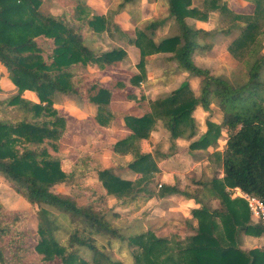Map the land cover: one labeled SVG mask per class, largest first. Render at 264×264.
<instances>
[{
    "label": "trees",
    "instance_id": "1",
    "mask_svg": "<svg viewBox=\"0 0 264 264\" xmlns=\"http://www.w3.org/2000/svg\"><path fill=\"white\" fill-rule=\"evenodd\" d=\"M137 1L121 0L105 14L90 17L84 1L75 0L71 16L79 27L75 29L65 23L64 15L43 12V0H0V65L17 89L0 99V176L37 207L34 251L40 264H125L107 250L114 239L131 248L133 264H264V245L240 247L243 235L260 236L264 228L252 221L246 201L232 197L229 190L238 188L264 200V0H246L254 6L251 14L236 13L229 0H199L197 4L193 0H165L167 15L174 18L175 26L169 36L159 40L154 39L155 30L163 18L138 24L133 37L115 20ZM211 11L219 14L217 28H198L185 20L192 17L206 21ZM233 30L237 35L227 49L232 57L248 65V77L241 83L215 75L193 60L194 52L210 51ZM102 32L115 39L122 36L139 48V72L126 83L112 80L103 84L96 78L86 81L77 74L78 69L89 65L97 69L116 67L127 58L121 46L100 51L93 44ZM38 39L50 40L51 46L39 44ZM157 52H170L182 69L198 79V88H192L186 78L166 96L146 100L141 94L137 100L140 104L142 101L144 113L125 114L129 133L105 144L120 157L131 156L118 164V169H132L137 177L124 179L121 171L104 168L98 171V179L106 195H113L122 206H131L132 211L138 209V201L172 193L193 198L199 207L191 210V218L180 220L182 231L160 235L146 227L124 235L112 221L118 213L111 212L109 218L104 209L77 205L69 195L54 191L55 185L67 184L81 174L65 172L60 166L61 139L71 132L73 117L54 103L62 95L76 96L96 106L97 125L111 126L116 121L109 107L114 90L136 98L126 85L141 87L145 57ZM25 90L33 91L38 100L25 97ZM211 104L221 111L220 123L210 119ZM198 106L208 112L207 129L189 144V150L213 146L212 152H204V159L206 167L215 173L211 177L189 176L196 186L193 190L167 183H159L155 189L160 169L148 150L150 130L160 120L171 140H189L197 133L193 111ZM220 141L224 142L222 150L217 149ZM201 153L194 155L201 157ZM218 171L223 173L221 177ZM210 199H217L218 205L211 207ZM2 212L5 216L0 217V237L6 236L8 241L0 245V264H18V254L28 250L21 242L27 234L20 230L26 213L8 211L0 203ZM58 215L71 222L68 228L63 227L65 241L58 236ZM98 239L105 243L98 246Z\"/></svg>",
    "mask_w": 264,
    "mask_h": 264
},
{
    "label": "rangeland",
    "instance_id": "2",
    "mask_svg": "<svg viewBox=\"0 0 264 264\" xmlns=\"http://www.w3.org/2000/svg\"><path fill=\"white\" fill-rule=\"evenodd\" d=\"M74 1L75 0H43L40 9L43 12H48L57 16L64 15L65 23L70 27L78 29L79 28L78 25L71 20L72 18L71 16L73 12L72 7L75 4ZM83 1L89 8V16L91 17L92 15L105 14L108 9H114L121 0H103V3L107 6V10L104 13L98 11L97 8L93 7V5L90 3L89 0H83ZM198 1L199 0H193L194 4H197ZM141 5H142L141 0H138L135 4L127 6L123 10L129 16L128 20L131 23V26H133L130 27L134 28L133 31L129 29L125 30L132 37L135 35L134 33L137 25L143 22L142 20H140L141 17L143 16V14L141 15ZM233 7H234L233 10L234 11L236 10L235 11L236 13H244V14H251L254 8L253 4L246 0H242L241 2H239V4L238 3L233 4ZM212 12H216V11H211L209 13V16L211 15ZM214 15L215 16H213V20L215 22L213 23V26H215L214 28H217L219 26V20H218L219 14L218 12H216ZM261 22H262L261 26L263 29V35L261 36H262V43L264 45V20H261ZM80 31L82 35L85 33L82 29H80ZM236 35H237V31L233 30L227 36H225L221 42L217 43L210 51L203 54L194 52V56H193L194 62L198 66L206 67L210 69V71L213 74L221 75L225 78H228L230 81H234L237 83H241L245 81L248 77L247 63L245 61H240L232 57L227 49L228 44L234 37H236ZM118 38L119 39L112 38L107 34V32H102L100 36L95 37L93 44L96 47L100 48V51H106L115 46H121L122 48H124L127 53V58L124 59L122 62H120L119 63L120 65L118 64L116 68L107 66L103 69H97L94 66L89 65L83 67V69L81 70L78 69L77 74H79L81 78L86 81L91 80L92 78H96L101 83L107 84L105 83L106 80L104 77L107 74L110 76L109 80L110 79L119 80L126 83L127 79L133 73H138L139 68L137 64L139 63L140 58L139 60H137V62H132L127 52L128 47H130L133 44L128 43L125 40V38L122 36ZM154 39L159 40L156 38V36H154ZM123 42L126 45H124ZM38 43L44 45L47 48L51 46L50 40L38 39ZM154 54H151L152 56L148 55L145 57V61H146L144 65L145 79L141 82V85L143 86L145 92L150 90L154 92V95L156 96L159 93L156 91H159V86H160L162 90L160 94L162 95L159 97L166 96L177 86H179V84L186 78L189 79L190 86L195 90H197L198 79L194 76H190L188 71L186 72V70H181L179 67H177L175 60L171 58L172 55L171 53H169L168 56L163 54L155 56ZM161 63L162 65L163 63H166L167 65L166 68H164L163 70L161 69L162 66L161 65L159 66V64ZM108 68H115V70H113L114 72H111L112 70L110 69L108 70ZM161 75L162 78L164 79L169 78L166 79V82L169 81L167 87L162 85L163 79L160 77ZM12 84L10 83V81L4 79V75L0 73V87H1L0 99L6 98L16 92L17 89L14 84H13L14 86H11ZM142 86L140 88L137 87L140 91V96L141 94H143ZM126 89L128 91H132L133 93L136 90L134 86L129 84L126 85ZM30 92L32 93L30 97L32 99H36L34 101H37L38 98L36 94L33 91ZM146 93L149 96L152 95L151 92H146ZM144 98L146 99L145 96ZM87 103L88 102L79 100L78 97L76 96L70 97L67 95H64L63 99L62 96L59 97L54 103V106L56 108L64 112L66 111L69 115L73 117V120L71 122L72 125L70 128L71 132L61 139L59 154L61 156V159L62 156L63 157L65 156L66 160L63 161L60 160V166L62 170L65 172L73 173V171H75V173H81L80 175H75L74 177H72L71 181L67 184L61 183L55 185L53 187L54 191L69 195L77 205L91 204L94 207V209H98V210L104 209L105 211L108 212L109 218H111L110 217L111 212L118 213V217L113 218L112 221L114 226L118 228L121 231V233L124 235H129L131 233L140 231L146 227L153 228L160 235H168L171 231H174L175 229H179L180 224L182 225L181 219L183 218V216L176 209L171 207V205L176 203L175 201L176 199L170 198L168 200H164L166 197L170 196L171 194H166L164 197L161 198L153 196L147 200L138 201L136 204L138 206V209L132 211L133 208H131V206H122L118 203L117 199L113 195H106L104 193L105 191L101 185L100 180L98 179V171L104 168H111L116 173H119L121 171V177H122L123 173L122 170L118 169V164L124 163V157L126 155L120 157L117 154L115 155V153L112 151L114 154L113 157L110 158V160H107V162L100 160L101 159L100 154L104 152L103 151L104 146H102V144H100L99 142L100 139H102V136H95L94 130L90 125V123H92L93 125L94 123L96 124L94 117L91 119L92 115L94 114L95 116L96 114V106L91 103L90 106L94 105L95 108L90 109V106ZM129 107L127 109H129ZM81 115H87V116H85V118H79L81 117ZM114 116L116 117V121L114 122L113 126H118L119 123L117 121L118 120L117 116L115 114ZM193 116H194V111H193ZM200 117L203 118V115ZM211 118L214 121V119L215 118L218 119L219 116L212 113L210 119ZM196 129H197V133L195 135H198L199 137L201 133L200 132L198 133L197 126ZM105 135L106 133L103 134L104 138ZM107 141H109V139ZM189 141L190 139L186 140L181 138H176L171 140L169 131L163 126L160 120H157L149 132L148 150L155 157L157 164H160L161 162H164L166 159L167 161L169 159L170 160L175 159L176 157L175 154L176 152L179 151L178 150L179 146L176 147L177 145L176 143H180L182 145L181 146L182 149H180V151H183V153H185L184 150L188 148ZM220 143H222V141H220ZM105 144L107 143L105 142ZM157 152L165 153L167 154V157H162L158 155ZM108 155L109 154L105 153L103 154L102 158L107 159ZM200 155L201 157H197V158L199 159L205 158V153H201ZM130 158L131 156L129 155V159ZM194 158L197 159L195 155ZM108 162H110L111 164H107V166H104V164ZM207 164L208 163H205V165ZM164 165L169 166L172 164H170V162H165ZM203 165H199L198 167L200 170H202L201 173H215V171H213L212 168L205 166L203 168ZM190 167H192L190 166V164L189 166L188 164H186L182 167H179V169L177 168V170L175 168V170L177 172L183 170V173H194V170H190ZM166 168L169 169L168 167ZM219 172L221 173V171H218V173ZM181 176H183L182 182L179 180L180 181L179 183L175 182L174 184H170V185H176L178 186L179 189H181V187H184L185 185H189L186 183L184 177L185 174H182ZM160 178L161 176L159 172L156 178V182L158 183L154 185L155 189L159 187V183H165ZM195 188L196 186H190V190H193ZM0 203L8 211L23 210V212L26 213L24 224L22 227H20V230L22 232H25V234H27L26 238H24L23 240L21 239V242L22 245L27 247L28 250L25 251L24 253L20 252L18 254L20 256L19 259L20 262L18 264H40V261L34 251V246L36 244L35 232L37 228V216H36L37 207L35 205L33 206L30 205L20 194L16 193L14 189L10 186V184L2 176H0ZM4 216H5V212H2L0 214L1 219H3ZM57 221L58 224L61 226V228L58 230V236L62 241H65L67 235L64 232L63 227L68 228L69 226H71L70 225L71 222H69L68 218L64 215H58ZM7 241L8 238L6 236L0 237L1 246H5ZM104 243L105 242L101 241L100 239H98L97 241L98 246ZM130 249L131 248L127 246L126 242H121L120 240H116V239L113 240V245L111 247H107V250L111 253V255L114 258L122 260L125 264H133V258L130 254ZM5 250H7V248H5Z\"/></svg>",
    "mask_w": 264,
    "mask_h": 264
},
{
    "label": "crops",
    "instance_id": "3",
    "mask_svg": "<svg viewBox=\"0 0 264 264\" xmlns=\"http://www.w3.org/2000/svg\"><path fill=\"white\" fill-rule=\"evenodd\" d=\"M89 1L93 5V7L97 8L98 11L104 13L107 10V6L103 3V0H89ZM241 1L242 0H229V6L233 9L234 8L233 4H236V3L239 4V2H241ZM141 4H142L141 5V15L143 14V16L141 17L140 20L145 21V20H149L152 18H163L161 24L155 30V36L157 39H161L163 37L169 36L172 33L175 24H174V18L167 15L165 0H141ZM215 13L216 12H212L211 15L209 16L208 20H206V21L197 20V19L192 18V17H187L185 20L188 24L194 25L198 28H203V29H207V30L213 29L215 27V26H213V23L215 22L213 20V16H215L214 15ZM128 19H129V16L124 11H122L121 13H119L116 16V20L120 23V25L122 26V28L124 30L129 29V30L133 31L134 28H131L133 26H131V23L129 22ZM127 52H128V56L130 57V60H132V62H137V60H139L140 51H139L138 47H136L135 45H131L130 47H128ZM169 53L170 52H158L154 55L156 56V55L163 54V55L168 56ZM160 65L162 66V68H161L162 70L164 68H166V66H167L166 63H163V65L161 63V64H159V66ZM176 65L181 70H184L178 65L177 62H176ZM115 68H108V70L110 69V70H112L111 72H114L113 70H115ZM0 73H3L2 75H4V79L10 81L6 77L5 69L1 65H0ZM104 77L106 80L105 83L112 81L111 79L109 80L110 76L108 74ZM160 77L162 78V75ZM162 79H163L162 85L167 87L169 81L166 82V79H169V78H166V79L162 78ZM10 83L12 84L11 81H10ZM11 86H14V85L12 84ZM10 88H13V87H10ZM142 89H143V86H142ZM142 91H143V95L146 97V99H152L153 100V99L162 95V94H160L162 92L160 86H159V91H156V92H159L156 96L154 95V92H152L150 90L146 91V92L152 93V95H150V96L145 92L144 89ZM134 93L136 94V98L135 97L128 98L126 96V93L123 92L122 90H114V92L112 94V98L110 101V108H111L112 112L117 116V119H118L117 121L119 123L118 126H113V125L112 126H99L95 123L93 125L92 123L89 122L90 125L92 126V129L94 130V133H95L94 135L95 136H102V139H100L99 142H100V144H102V146H104V148H103L104 152H102V154H100V156H101L100 160H103L104 162H107V160H110V158L113 157V154H114L111 149L105 147V142L107 144L112 143V142L116 141L118 139V137L120 138V137L125 136L126 134L129 133V129H127L124 125V115L129 113V114H132L135 116H140L145 111V107L142 105V101L140 104V102L137 100L140 98L139 89L136 88ZM31 94L32 93L29 90L24 91V96L27 98L32 99L30 97ZM63 98H64V95H62V99ZM32 100H36V99H32ZM87 104H89V106H90L91 103H87ZM132 104H134V105H132ZM129 106H131V107H129ZM128 107H129V109H127ZM93 108H95L94 105L90 106V109H93ZM211 108L213 110L212 113L219 116L218 119H216V118L214 119V122L220 123L221 111L217 107H215L214 104H211ZM202 115H203V118L200 117ZM207 115H208V112L204 111L200 106H198L194 110V116H195L194 119H195L196 126L198 128V133L199 132L203 133L204 131H206V129H207V125H206ZM85 116H87V115H81V117H79V118H85ZM93 117H94V114L92 115L91 119ZM211 120H212V118H211ZM104 133H106L105 138L103 137ZM66 135H64V137ZM108 139H109V141H107ZM196 139H198V135H195L192 138H190V141L188 142V144L195 141ZM176 144H177L176 147L179 146V149H178L179 151L176 152L175 159L174 160L169 159L168 161L166 159L164 162H161L160 164H158V167L160 169V176H161L160 179L162 181H164L165 183H169V184H174L175 182L179 183L180 181L181 182L183 181V179H182L183 176H181V175L185 174L184 177H185L186 183L189 185H185L184 187H181V189L189 190L190 186H195L194 184L191 183V180L189 179V176H191L192 174H196L198 177H211L213 175V173H201L202 170H200L198 168L199 165H203V164H204L203 168H204V166L206 167L205 163H207V160L194 158L195 153H199V152L204 153L205 151L212 152L214 150L213 146H211V145L208 146L206 148V150L198 149V150H191V152H190L189 145H188V148L186 150H184L185 153H183V151H180V149H182L181 148L182 145L180 143H176ZM223 147H224V142L222 141V143L219 144L217 149L222 150ZM105 153L109 154L107 159L102 158L103 154H105ZM61 160L62 161L66 160V157L62 156ZM127 160H129V155H126L124 157V161H127ZM165 162H170V164H172V165L165 166L164 165ZM107 164H111V163L110 162L105 163L104 166H107ZM186 164H188V166L190 164V166H192V167H190V170H195L196 173H183V170L178 171V172L176 171L177 168L179 169V167H182ZM166 167H168L169 169H167ZM175 168H176V170H175ZM209 168H207V169H209ZM207 169H205V170H207ZM122 173H123L122 178H124V179L134 180L137 177V173L132 169L123 170ZM222 175H223V173H218V177H221ZM166 178H168V179H166ZM231 195H232V197H234L233 194H231ZM170 198L176 199V200L174 199L176 201V203L171 205V207L176 209L179 213H181V215L183 217H186V218H191V210L193 208L199 207V203H196L193 198L185 197L179 193H172L170 196L166 197L164 200H168ZM210 205L213 208L216 207L218 205V200L217 199H210ZM24 206H26V205H24ZM251 219H252V221L255 222L253 217H251ZM193 224H196L195 219H193ZM172 227H173V224H172ZM179 229H180V231H182V225L181 224L179 226ZM263 242H264V234H262L260 236L243 235L242 236V243H241L240 247L243 249L262 247L264 244Z\"/></svg>",
    "mask_w": 264,
    "mask_h": 264
},
{
    "label": "built area",
    "instance_id": "4",
    "mask_svg": "<svg viewBox=\"0 0 264 264\" xmlns=\"http://www.w3.org/2000/svg\"><path fill=\"white\" fill-rule=\"evenodd\" d=\"M229 190L234 196H240L246 201L251 217L264 228V200L255 195L242 192L238 188Z\"/></svg>",
    "mask_w": 264,
    "mask_h": 264
}]
</instances>
